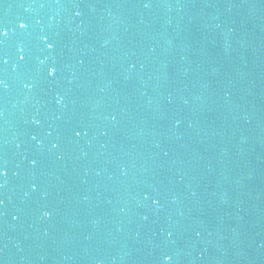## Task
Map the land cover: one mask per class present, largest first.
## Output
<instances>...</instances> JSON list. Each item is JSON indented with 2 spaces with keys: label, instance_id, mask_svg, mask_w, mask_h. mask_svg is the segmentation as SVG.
I'll return each mask as SVG.
<instances>
[{
  "label": "water",
  "instance_id": "95a60500",
  "mask_svg": "<svg viewBox=\"0 0 264 264\" xmlns=\"http://www.w3.org/2000/svg\"><path fill=\"white\" fill-rule=\"evenodd\" d=\"M0 29V264H264V0H0Z\"/></svg>",
  "mask_w": 264,
  "mask_h": 264
},
{
  "label": "snow or ice",
  "instance_id": "6c2138e0",
  "mask_svg": "<svg viewBox=\"0 0 264 264\" xmlns=\"http://www.w3.org/2000/svg\"><path fill=\"white\" fill-rule=\"evenodd\" d=\"M21 27H23V25H21ZM4 33H3V30L2 29H0V35H3ZM51 72H52V70L50 71V74H51ZM0 174H2V173H0Z\"/></svg>",
  "mask_w": 264,
  "mask_h": 264
},
{
  "label": "clouds",
  "instance_id": "9594fccd",
  "mask_svg": "<svg viewBox=\"0 0 264 264\" xmlns=\"http://www.w3.org/2000/svg\"><path fill=\"white\" fill-rule=\"evenodd\" d=\"M51 71V69H49V72ZM45 215H47V213H45Z\"/></svg>",
  "mask_w": 264,
  "mask_h": 264
}]
</instances>
